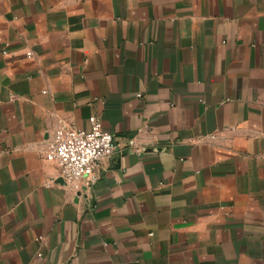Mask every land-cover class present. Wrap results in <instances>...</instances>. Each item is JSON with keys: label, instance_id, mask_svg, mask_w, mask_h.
Listing matches in <instances>:
<instances>
[{"label": "crops", "instance_id": "obj_1", "mask_svg": "<svg viewBox=\"0 0 264 264\" xmlns=\"http://www.w3.org/2000/svg\"><path fill=\"white\" fill-rule=\"evenodd\" d=\"M0 264H264V0H0Z\"/></svg>", "mask_w": 264, "mask_h": 264}, {"label": "built area", "instance_id": "obj_2", "mask_svg": "<svg viewBox=\"0 0 264 264\" xmlns=\"http://www.w3.org/2000/svg\"><path fill=\"white\" fill-rule=\"evenodd\" d=\"M89 123V129H77L59 121L47 144V153L56 161L61 178L74 190L85 178L91 188L98 179L99 162L113 155L116 148L114 134L103 130L95 116L89 117Z\"/></svg>", "mask_w": 264, "mask_h": 264}]
</instances>
